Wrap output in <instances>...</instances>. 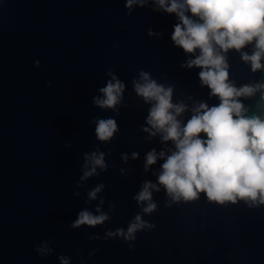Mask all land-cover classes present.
<instances>
[{
  "label": "water",
  "instance_id": "obj_1",
  "mask_svg": "<svg viewBox=\"0 0 264 264\" xmlns=\"http://www.w3.org/2000/svg\"><path fill=\"white\" fill-rule=\"evenodd\" d=\"M177 23L154 0L132 9L125 0H0V264H62L61 257L68 264H264V205L218 204L203 193L172 202L158 183L175 145L151 135L152 104L136 95L133 80L143 70L171 87L172 103L186 105L181 126L200 103H220L202 84V69L184 66L199 49L189 54L175 45ZM254 50L253 42L221 52L237 89L264 84V67L254 72L242 59ZM109 71L125 85L114 109L94 103ZM262 96L264 88L237 99L247 116L264 119ZM108 118L119 130L100 141L96 122ZM152 150L157 160L145 171ZM93 152L104 153L107 167L82 180L85 154ZM146 181L160 188L150 214L134 199ZM97 207L109 216L103 224L71 227L83 210L98 215ZM137 214L155 227L135 240L106 236L126 233Z\"/></svg>",
  "mask_w": 264,
  "mask_h": 264
},
{
  "label": "clouds",
  "instance_id": "obj_2",
  "mask_svg": "<svg viewBox=\"0 0 264 264\" xmlns=\"http://www.w3.org/2000/svg\"><path fill=\"white\" fill-rule=\"evenodd\" d=\"M148 0H125V6L132 9L134 4L144 6ZM158 10L175 14L179 23L174 25L172 40L186 53L199 55L187 62L186 67H199L202 84L211 89V95L219 97L218 106L208 107L200 103L193 109V115L181 126L177 119L185 110L183 103L173 104L171 87L165 88L152 79L148 72L139 73V80H133L134 91L145 103H151L147 124L156 133H162L164 142L172 141L175 151L167 156L158 176L172 202H191L205 194L209 202L235 204L242 200L249 206L264 205V119L249 117L244 105L237 98L250 97L264 84L245 85L239 89L228 82V65L225 56L230 49L240 51L254 42L251 55L242 53V59L250 62L252 71L264 65V0H154ZM191 13V17L186 13ZM131 12L128 13L130 15ZM195 17L196 19H193ZM149 35H152L151 31ZM39 62H37L38 64ZM112 79L99 91L103 98H94L100 108L114 109L121 102L125 85L111 71ZM264 99V96L261 97ZM119 130L112 119H99L95 134L100 141H110ZM144 131H148L147 128ZM202 134L206 139L202 138ZM133 153V159L137 158ZM162 151L159 156L164 157ZM122 159L127 160V155ZM85 171L81 179L96 174L97 168L106 169L104 153L85 154ZM157 153L150 151L146 156L145 171L155 164ZM89 166L90 170H89ZM104 188L96 186L89 193V199H96ZM160 191L156 184L146 181L141 191L134 197L138 204H145L143 213L150 214L157 208L152 201V191ZM101 200V204H103ZM98 215L88 210L78 214L71 227L82 225L95 227L109 219L107 213L97 207ZM155 225L144 221L137 214L127 231L117 229L106 236L119 235L125 240H135V233ZM99 237H90L98 239ZM47 251V250H45ZM62 264L68 260L61 257Z\"/></svg>",
  "mask_w": 264,
  "mask_h": 264
}]
</instances>
